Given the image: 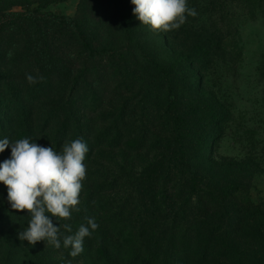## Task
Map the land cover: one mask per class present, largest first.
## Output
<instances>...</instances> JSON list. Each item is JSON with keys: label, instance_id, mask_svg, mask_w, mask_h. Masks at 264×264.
Listing matches in <instances>:
<instances>
[{"label": "rangeland", "instance_id": "rangeland-1", "mask_svg": "<svg viewBox=\"0 0 264 264\" xmlns=\"http://www.w3.org/2000/svg\"><path fill=\"white\" fill-rule=\"evenodd\" d=\"M187 3L197 15L188 16L179 29L165 33L153 32L140 24L133 15L131 0H0V114L4 115L0 120V139L14 142L19 136L56 150L63 146L58 140H69L79 134L100 139L110 135L113 140L127 135L146 137L142 147L104 145L98 149L89 163L80 193L81 214L73 211L70 220H53L64 235L74 234L84 217L94 218L99 225L93 235L84 239V250L75 258L63 246L55 249L44 241L34 246L21 241L18 233L28 224L22 225L15 217L3 213L13 209L7 199V188L0 183V264H114L101 259L98 252V242L103 239L101 230L109 223L107 215L98 211L96 205L100 195H110L106 201L113 197L123 200L126 194L135 191L140 173L158 153L153 140L160 141L165 133L156 106L165 102L166 91H153L157 96L152 98L146 88V71L151 70L153 63L166 69L175 67L177 79L189 84L192 77L197 82L199 79L198 87L221 115L220 123L214 127L220 134L213 140L209 155L211 174L221 182L242 184L245 189L240 198L249 197L264 210V1L250 4L246 0H187ZM21 13L30 20H21ZM75 24L95 48L106 47L111 53L89 56L81 52ZM19 26L41 28L52 34L34 43L57 47L59 51L53 48L49 51L53 59H59L57 66L47 60L46 53L19 52L21 43L16 34ZM204 28L213 35L208 44L211 38L217 44L216 50H211L214 61L209 66H201L193 52L195 45L206 43ZM49 69L59 72L58 75L53 78L50 72L42 71ZM28 74L43 76L44 80L30 85L26 80ZM185 87L186 83L182 88ZM182 92L180 97L190 98L186 89ZM122 115H126L129 123L126 129L116 128ZM64 121L67 129L59 130ZM153 124H157V129H152ZM10 157L11 146L0 153V163ZM227 164L241 166L243 170L223 168ZM135 197L138 205L137 193ZM65 223L71 225V233L62 228ZM129 229L138 231L136 227ZM5 231L20 244L14 257L8 259ZM136 242L131 243L133 249L125 247L126 252L118 259L122 264H142L127 255L129 250L138 248ZM247 242L241 241L248 251L244 263L264 264V239L254 244ZM164 250L163 246L156 250L159 262L164 257L167 260ZM180 254L181 251L172 249L170 256L177 258Z\"/></svg>", "mask_w": 264, "mask_h": 264}, {"label": "trees", "instance_id": "trees-1", "mask_svg": "<svg viewBox=\"0 0 264 264\" xmlns=\"http://www.w3.org/2000/svg\"><path fill=\"white\" fill-rule=\"evenodd\" d=\"M251 1L258 0H246L250 4ZM20 17L21 20H30L25 13H21ZM73 28H78L76 41L81 52H86L89 56L111 53L106 47L95 48L77 24ZM204 32L206 43L195 45L193 52L199 57L201 66H209L214 61L211 50H216L217 44L215 38H211V44H208L212 34L205 28ZM16 34L21 43L19 52L46 53L44 55L47 60L57 66L59 59H53V54H49V51L52 48L59 51L58 48L34 43V40L47 39L51 33L41 28L31 30L19 26ZM129 36L132 38V31H129ZM151 66V70L146 71L148 77L144 82L152 98L157 96L153 91H166L165 102L156 106L162 120L159 123L165 134L160 141L153 140L158 153L140 173L135 191L126 194L123 200L113 197L106 201L105 198L110 195H100L96 207L107 215L106 222L109 223L105 230H101L103 239H98V252L103 257L101 259L122 264L118 259L126 252L125 247L133 249L131 243L137 240L138 248L133 252L129 250L127 255L142 264H167L168 261V264H245L244 256L248 255V251L243 249L241 241L254 244L264 239V210L249 197L240 198V193L245 189L242 184L228 183L227 180L221 182L211 174L209 155L213 140L220 134L219 130L215 132L214 127L220 123L221 115L212 102L206 100L205 91L198 87L199 79L197 82L192 77V83L189 84L177 79L175 67L166 69L157 63ZM42 71L44 74L50 72V77L53 78L59 73L50 69ZM135 80L138 77L135 76ZM185 83L186 87L182 88ZM182 89L188 91L190 98L180 97ZM7 107L8 105L3 110ZM2 116L4 115L0 114V120ZM125 117L126 115H122L118 118L116 128L126 129L129 126ZM156 125L153 124L152 129H157ZM67 127L66 121L59 124V130H66ZM4 136L7 137L8 134L4 133ZM109 136L100 139L79 134L69 140L82 138L87 143L89 151L84 163L88 169L95 152L104 145L137 148L144 145L146 138L142 135L136 138L127 135L113 140ZM19 138L18 136L16 140ZM69 140L63 138L58 142L61 141L64 145ZM62 147L56 151H61ZM223 168L243 170L241 166L233 164L223 165ZM135 193L138 205L135 204ZM3 213L15 217L22 225H27L31 218L26 211L5 210ZM50 218L55 219L51 215ZM80 223H87L85 217L80 219ZM129 227H136L138 231L131 232ZM5 233L4 247L8 259L14 257L15 249L20 244L9 235V231ZM162 246L165 249L163 255L168 257L159 262L161 258L159 259L156 250ZM172 249L181 251L180 256L171 257Z\"/></svg>", "mask_w": 264, "mask_h": 264}, {"label": "clouds", "instance_id": "clouds-1", "mask_svg": "<svg viewBox=\"0 0 264 264\" xmlns=\"http://www.w3.org/2000/svg\"><path fill=\"white\" fill-rule=\"evenodd\" d=\"M133 15L140 24L153 32H169L179 29L188 16L197 12L189 8L187 0H131ZM11 57L12 53H8ZM30 85L44 80L43 76H26ZM11 146V157L0 163V183L7 188V199L11 209L24 212L31 217L27 227L18 233L21 241L29 245L44 241L55 249L61 246L70 249L73 258L83 252L86 237L98 229L94 218L85 217L74 234L64 235L61 226L53 220H70L73 211L79 212L80 193L87 178V165L84 163L89 151L82 139L64 143L61 151L44 147L28 138L10 141L0 139V153ZM50 214V215H49ZM65 232L71 233V225H62ZM62 237V241H61ZM70 264V262H69Z\"/></svg>", "mask_w": 264, "mask_h": 264}]
</instances>
